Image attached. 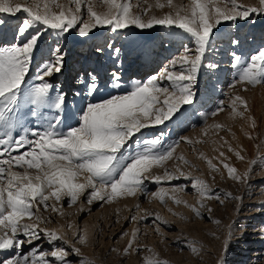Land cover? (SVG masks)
<instances>
[{"label":"snow or ice","instance_id":"snow-or-ice-1","mask_svg":"<svg viewBox=\"0 0 264 264\" xmlns=\"http://www.w3.org/2000/svg\"><path fill=\"white\" fill-rule=\"evenodd\" d=\"M98 3L105 11H97L93 0H68L66 4L59 0H29L23 4L19 0H0V28L6 23L3 14L9 17L26 14L14 30V40L19 38L20 42L0 46V250H16L14 256L0 260V264H72L67 259L70 253L59 246L42 251L41 245L37 244L30 249V254H20L25 243L32 245L43 238L49 245H54L62 240L56 231L40 228L50 219L39 214L41 206L45 211L51 209L64 215V200L71 207L85 195L88 205L96 201L112 202L117 197L148 195L147 183L159 185L181 176L191 181L192 189L201 197L199 208L193 206L198 217L202 216L200 209L212 211L205 204V197L221 204L224 203L222 196L239 199L231 193L213 190L204 181L183 172L179 176L170 172L166 164L173 159L179 141L165 145L160 137L150 140L133 138L165 121L179 124L185 119L188 112L185 106L195 103L192 88L201 68L205 67V57L215 31L225 21L264 15V0L253 5L240 4L238 0H190L187 5H176L173 0H157L156 8L171 11L147 19L150 8L137 12L132 0H98ZM139 7V4L135 5V8ZM155 26L167 29L171 35L179 33L180 38L192 43L185 44L181 55L170 60L158 75L133 83L129 91L104 100L89 99L79 110L74 127L68 121L77 119V115L66 107L67 93L56 90L46 79L61 73L64 68L65 53L59 45L53 50L54 58L43 61L32 82H27L34 53L47 30L62 37L75 30L79 37H88L97 28L120 32ZM119 51L114 49L117 55ZM206 66L210 69L218 67L210 62ZM232 68L235 75L230 88L240 84L247 91V86L264 85V47L247 59L233 53ZM112 80L116 87L121 86L118 73L113 74ZM163 81H167V87L163 86ZM98 90L99 85L92 78L83 95L94 97ZM75 95L81 96V93ZM230 106L232 113L240 117H244L248 110L247 101L240 95L231 98ZM240 107L244 111H238ZM223 108L224 102L220 101L210 114L215 116ZM32 118H35V127L30 126ZM252 126L255 127L254 121ZM181 139L191 142L186 137ZM229 151H232L230 146ZM235 155L244 159L240 152ZM220 156L224 153L221 152ZM209 164L213 170H219L211 161ZM223 166L230 179L246 181L248 173L241 176L234 166L227 163ZM153 168H163L164 174L154 175ZM186 189L187 185L174 186L172 192ZM150 195L165 202L168 192L161 188ZM171 198L175 203H181L174 195ZM79 211H84L83 205ZM137 219V216L131 217V221ZM157 220L159 217L149 219V215L139 217L140 222L155 224ZM138 231L133 232V238L124 248L125 255L133 249ZM261 231L264 234V229ZM232 236L229 228L215 264H227ZM77 239L80 244H86L87 232L78 235ZM191 250L197 251L195 247ZM136 251L139 252L140 248ZM79 253V248H72L71 254ZM48 257L53 259L50 261ZM79 264H84L83 258ZM146 264H153V261L148 260ZM155 264L165 262L156 261Z\"/></svg>","mask_w":264,"mask_h":264},{"label":"rangeland","instance_id":"rangeland-1","mask_svg":"<svg viewBox=\"0 0 264 264\" xmlns=\"http://www.w3.org/2000/svg\"><path fill=\"white\" fill-rule=\"evenodd\" d=\"M19 2L23 4L29 0ZM59 2L66 4L68 0ZM93 2L96 10L105 11L98 0ZM173 2L176 5H187L190 0ZM257 2L258 0H238V3L244 5ZM132 3L137 12L150 8L146 19L151 15L159 16L171 11L168 8H156L157 0H132ZM136 4L140 7L135 8ZM3 15L6 23L0 28V46L19 43V38L14 40V30L26 14L19 13L16 17ZM97 37L102 39L100 45L97 43L99 41H96ZM90 38L93 41L89 47ZM69 41L75 42L72 43L76 45L71 55ZM233 41L238 43L234 44ZM191 43L190 40L180 38L179 33L171 35L167 29L160 26L145 30L130 28L120 32L97 28L88 37H79L75 30L66 37L47 30L34 53L27 82H32V77L43 61L54 58L53 50L59 45L65 53L64 68L61 73L46 79L56 90L65 92L63 78L65 67L69 68L71 75L66 92V107L77 115V119L68 121V124L74 127L78 122L79 110L89 99L99 101L129 91L133 83L143 82L152 75H158L168 66L170 60L181 55L185 44ZM261 47H264V15H253L248 20L223 22L219 30L215 31V38L205 57V67L201 68L194 82L192 90L195 93V103L185 106L188 108L185 119L179 124L165 121L162 125L143 130L142 136L137 134L133 138L150 140L160 137L165 145L179 141L173 159L166 164L170 172L177 176L183 172L186 176L204 181L213 190L231 193L239 199L222 196L224 203L221 204L215 199L208 200L205 197L204 202L212 211L209 213L206 209H200L202 216L198 217L193 211V206L199 208L201 197L192 189L191 181L181 176L180 179L170 182L162 181L159 185L147 183L148 195L117 197L108 202L109 205L103 201L88 205L86 195L71 207L68 206L67 200H64V215L52 212L51 209L45 211L43 206L40 207L39 213L45 219L50 218L49 222L41 224L40 228L56 231L62 240L49 245L47 240L42 238L26 246L24 250L21 248L20 254H30V249L39 244L42 251H50L55 246L64 248L70 253L67 259L72 264H79L81 258L84 264H146L148 260L153 261V264L156 261L165 264H215L231 228L233 236L227 254V264H264V234L261 231L264 229V85L247 86V91H244V86L240 84L235 88L229 87L235 75L232 68L233 53L247 59ZM96 49H103V53L99 56L94 54L93 62L83 70L79 62L87 58L90 52L92 55ZM114 49L120 50L118 55ZM104 62L105 66L102 65ZM209 62L218 67L208 68L206 65ZM95 64L98 71L91 68ZM85 71L89 79L84 89L79 88V74ZM114 73L120 76V87H116L112 80ZM89 74L96 76L95 81L99 85L94 97L83 95L91 80ZM162 83L163 86H168L167 81ZM76 92H80L81 96H76ZM235 95H240L247 101L248 110L244 117L232 113L231 98ZM220 101L224 102L223 110L212 116L210 113L216 110ZM238 111H244L243 107L238 108ZM253 121L255 127L252 126ZM215 125L222 127L216 128ZM30 126H36L35 118H32ZM182 137L191 142L181 139ZM229 146L232 151H229ZM221 152L224 156H220ZM235 152H240L244 159H238ZM180 157L183 159H179ZM209 161L219 170H213ZM224 163L234 166L237 174L241 176L248 173L246 181L237 182L230 179ZM152 172L154 175H163L164 169L153 168ZM179 185H187V189L173 193L172 188ZM161 188L168 192L165 202L150 195ZM173 195L181 200V203H175L171 198ZM80 203L86 204L80 214L69 211L72 207L79 211ZM109 209H112L111 215H106ZM145 215H149V219L159 217V220L155 224L140 222L139 217ZM132 216H137L138 219L131 221ZM137 229L139 231L133 249L125 255L123 250ZM85 231L88 234V242L80 244L77 237ZM122 233L127 235H121ZM73 247L80 249L79 255L71 254ZM138 247L139 252L136 251ZM193 247L197 249L196 252L191 250ZM4 251V258L16 254L14 249ZM48 259L51 261L53 258Z\"/></svg>","mask_w":264,"mask_h":264},{"label":"bare ground","instance_id":"bare-ground-1","mask_svg":"<svg viewBox=\"0 0 264 264\" xmlns=\"http://www.w3.org/2000/svg\"><path fill=\"white\" fill-rule=\"evenodd\" d=\"M98 11V10H97ZM101 12V11H100ZM239 26V25H238ZM237 26V27H238ZM237 27H236V29H237ZM239 29V28H238ZM129 30V29H128ZM127 30V31H128ZM97 36V35H96ZM99 41V42H97V43H99V45H100V43H102L101 42V38L100 37H97L96 38V41ZM92 41L93 40H91V38L90 39H88V43H89V47H90V45H91V43H92ZM70 42V44H69V47H70V50H69V53H70V55L72 54L71 52L73 51V49H74V46L76 47V45H74L73 43H75V42H71V41H69ZM79 45V44H78ZM93 45L94 44H92V50H93ZM222 45V44H221ZM127 46V45H126ZM220 46V45H219ZM224 47V46H223ZM222 48V47H221ZM94 49H95V47H94ZM126 50V49H125ZM96 51V52H95ZM103 52H101V51H98V49H96V50H94L93 51V54L91 55V52H90V54L88 55V57L87 58H85V59H83L82 60V62H79L80 64H81V67L83 68V70H84V67L86 66V65H90L92 62H93V55L94 54H96V56H99V55H101ZM106 53V52H105ZM123 53V52H122ZM125 53V52H124ZM223 53H224V51H223ZM222 53V54H223ZM88 54V53H87ZM69 55V56H70ZM225 55V54H224ZM223 56V55H222ZM86 57V56H85ZM107 57V56H106ZM115 57V56H114ZM108 58H109V56H108ZM224 58V57H223ZM79 59V58H78ZM223 60V59H222ZM101 62V61H100ZM155 64V63H154ZM103 66H105V62H104V64H102ZM74 67H76V65L75 66H73V68ZM72 68V69H73ZM91 68L93 69V68H97V64H95V65H92L91 66ZM72 69H70V70H72ZM98 69V68H97ZM95 70V71H98V70ZM86 71L85 72H82L81 74H79V82H80V85H81V87H79V88H84L85 89V85H86V83H87V80L89 79V77L86 75ZM136 73H138V71L136 72ZM93 74H94V72H93ZM70 75H71V73L69 74V68L66 66L65 67V72H64V78H63V81H64V84H65V86L66 87H64L63 88V90L65 89V92H67L68 91V87H69V79H70ZM92 75V74H91ZM66 77V78H65ZM92 78H96V76H90V79H92ZM96 80V79H95ZM170 163V162H169ZM115 199V198H114ZM110 203V202H109ZM109 203H108V205H109ZM80 205H83V207H85L86 206V204L85 203H83V204H81L80 203ZM74 206V205H73ZM118 208V207H117ZM63 211V213L65 212V210H62ZM69 211L70 212H73L74 211V213H79L80 214V211H78V209H76L75 207H72L71 209H69ZM117 211H118V209H117ZM111 212H112V209L110 210H107L106 211V215L107 214H109V215H111ZM66 213V212H65ZM78 215V214H77ZM76 217H78V216H76ZM75 217V218H76ZM75 220V219H74ZM35 243V242H34ZM26 246H28V244L27 243H25V245L22 247V250H24V248L26 247ZM15 250V249H14ZM21 250V249H20ZM7 251V250H6ZM4 255H5V251L4 250H0V260H2V259H4Z\"/></svg>","mask_w":264,"mask_h":264}]
</instances>
